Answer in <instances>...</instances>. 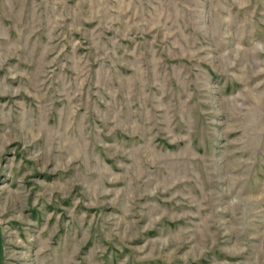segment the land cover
Here are the masks:
<instances>
[{"label": "rangeland", "instance_id": "1", "mask_svg": "<svg viewBox=\"0 0 264 264\" xmlns=\"http://www.w3.org/2000/svg\"><path fill=\"white\" fill-rule=\"evenodd\" d=\"M0 264H264V0H0Z\"/></svg>", "mask_w": 264, "mask_h": 264}]
</instances>
